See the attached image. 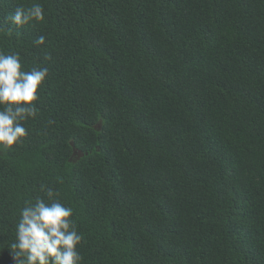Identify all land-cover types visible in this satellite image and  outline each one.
<instances>
[{"label":"trees","instance_id":"trees-1","mask_svg":"<svg viewBox=\"0 0 264 264\" xmlns=\"http://www.w3.org/2000/svg\"><path fill=\"white\" fill-rule=\"evenodd\" d=\"M0 51L49 70L0 150V264L41 185L82 264H264V0H0Z\"/></svg>","mask_w":264,"mask_h":264},{"label":"clouds","instance_id":"clouds-1","mask_svg":"<svg viewBox=\"0 0 264 264\" xmlns=\"http://www.w3.org/2000/svg\"><path fill=\"white\" fill-rule=\"evenodd\" d=\"M44 20V8L39 2L17 6L6 22L17 29ZM11 28L7 31L11 32ZM44 36L35 41L44 44ZM49 74L39 65L25 69L17 52L0 51V150H11L28 135L24 122L36 118L38 89ZM58 183H63L57 177ZM44 196L24 202L15 224L14 239L8 244L13 264H82L79 247L84 239L77 230L73 209L61 202L60 193L41 185Z\"/></svg>","mask_w":264,"mask_h":264}]
</instances>
